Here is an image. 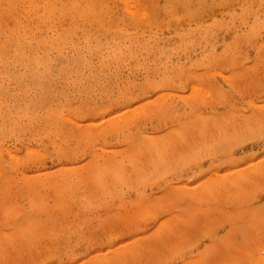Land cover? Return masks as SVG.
Instances as JSON below:
<instances>
[{"label":"rangeland","instance_id":"374dc122","mask_svg":"<svg viewBox=\"0 0 264 264\" xmlns=\"http://www.w3.org/2000/svg\"><path fill=\"white\" fill-rule=\"evenodd\" d=\"M0 264H264V0H0Z\"/></svg>","mask_w":264,"mask_h":264}]
</instances>
